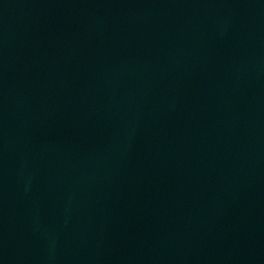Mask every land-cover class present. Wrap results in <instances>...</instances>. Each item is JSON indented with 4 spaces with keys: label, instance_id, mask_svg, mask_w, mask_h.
Segmentation results:
<instances>
[{
    "label": "water",
    "instance_id": "obj_1",
    "mask_svg": "<svg viewBox=\"0 0 264 264\" xmlns=\"http://www.w3.org/2000/svg\"><path fill=\"white\" fill-rule=\"evenodd\" d=\"M0 264H264V0H0Z\"/></svg>",
    "mask_w": 264,
    "mask_h": 264
}]
</instances>
